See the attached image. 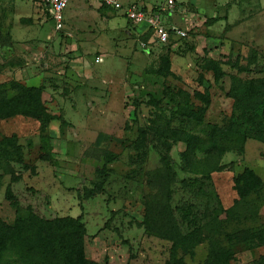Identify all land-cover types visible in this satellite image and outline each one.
Returning <instances> with one entry per match:
<instances>
[{
  "label": "rangeland",
  "instance_id": "rangeland-1",
  "mask_svg": "<svg viewBox=\"0 0 264 264\" xmlns=\"http://www.w3.org/2000/svg\"><path fill=\"white\" fill-rule=\"evenodd\" d=\"M177 1L182 5L191 0ZM242 1L190 3L191 17L181 27L187 35L163 44L151 31L138 40L133 32L135 22L127 25L130 19L122 9H111L96 0H70L61 31L43 5L0 0V85L20 81L19 76L16 79L6 72L16 60L26 74L42 73L43 98L63 127V136L57 138L50 135L49 126L44 133L39 121L31 117L0 120V217L12 222L30 208L45 218L81 215L87 228L84 244L88 258L107 264H166L171 242L148 234L142 224L143 198L151 192L147 172L162 168L161 152L152 134L140 148L135 142H141L140 127L151 126L161 116L173 120V126L206 137L202 125L193 121L184 126L182 116L172 117L175 103L170 102V95L165 96L167 86L172 92L177 88L190 92L207 89L211 103L206 123L221 125L233 119V99L227 92L230 75L238 69L232 65L245 66L250 60L249 69L237 74L264 76V39L251 40L254 34L250 29L232 30L228 23L247 14L264 16L256 0L249 8ZM125 2L142 6L144 1ZM212 16L219 20L206 21ZM166 56L171 74L164 76L157 70ZM209 58L220 60L227 72L219 82L212 71H204ZM152 98L161 101L152 104ZM239 126L245 134L254 132L245 120L239 121ZM246 146L244 153L234 147L221 159L217 155L204 158V152L198 150V161L188 167L182 156L186 142L173 144L170 156L176 178L171 185L172 206L183 233L194 225L203 226L205 233L210 231V226L204 225H211L222 208L233 210L229 219L223 213L218 216L224 221L220 236L223 231L264 225V186L234 207L239 198L234 178L245 166L256 169L264 180V142L250 137ZM110 152L117 156L100 172ZM44 155L48 159H43ZM100 183L101 192L86 194ZM184 211H189L187 218ZM237 215L240 218L236 219ZM209 249L210 243L205 241L186 260L202 264ZM261 254L264 246L237 249L232 264H248Z\"/></svg>",
  "mask_w": 264,
  "mask_h": 264
},
{
  "label": "trees",
  "instance_id": "trees-1",
  "mask_svg": "<svg viewBox=\"0 0 264 264\" xmlns=\"http://www.w3.org/2000/svg\"><path fill=\"white\" fill-rule=\"evenodd\" d=\"M217 20L219 18L213 16L206 21L214 23ZM172 40L173 37L165 44L171 43ZM163 61L164 64L158 68L157 73L164 76L171 74L169 57H164ZM252 63L247 60L245 66L235 63L232 66L238 69L237 73H242L247 71ZM203 68L204 71L213 72L215 82H219L227 75L220 60L209 58ZM237 73L230 75V88L227 92V95L233 99L231 115L233 119L221 125L204 121L205 113L211 103L207 89L202 91L195 89L190 92L177 88L172 92L168 86L165 88V96L170 95V102L175 103L171 112L172 117L182 116L180 122L182 125L185 124L184 126L193 121L202 125L206 137L193 135L182 126H173V120L170 118L166 120L164 116L154 119L151 126L139 129L141 142L136 140L135 147L144 146L145 144L141 143L152 134L150 137L157 140L156 144L161 152L162 168L147 172V184L151 186V192L146 193L143 198L145 217L142 224L148 234H154L171 242L166 264H189L186 257L192 256L197 246L205 241H209L210 249L202 264H232L236 259L237 249L252 250L264 246V225L256 228H236L232 232L223 231V235H219L221 230H224V221L219 220L218 216L223 213L225 219H229L233 208H222L211 225L207 222L204 226H210V231L205 233L203 226L194 225L192 230L183 233L172 206L171 185L176 178V171L170 151L174 143L186 142L187 148L182 156L188 163L187 166L192 167L194 160L198 161L196 156L198 150L204 152V158L206 155H217L221 159L224 153L234 147L244 153L247 139L250 137L264 142V76L244 78ZM44 91L43 84L28 86L17 80L0 85V120L17 115L31 117L39 121L45 133L49 123L57 116L48 109L43 98ZM151 101L152 104L153 102L158 104L161 100L152 98ZM241 120L254 127L252 134L241 132L239 126ZM145 129L146 132L141 134ZM116 156L117 154L110 152L100 172L106 170V165ZM42 158L48 159L46 155ZM234 182L239 193L234 207L247 201L248 197L257 194L264 186L262 177L249 166L244 167L243 171L234 178ZM102 185V183L95 184V188L86 190V194L93 196L101 192ZM189 211H184V218H187ZM238 218L239 215L236 216V219ZM213 228L216 230L213 231ZM86 233V224L81 215L45 218L30 208L26 214H17L12 222L0 217V264H107L86 256L84 244ZM248 264H264V254Z\"/></svg>",
  "mask_w": 264,
  "mask_h": 264
},
{
  "label": "crops",
  "instance_id": "crops-1",
  "mask_svg": "<svg viewBox=\"0 0 264 264\" xmlns=\"http://www.w3.org/2000/svg\"><path fill=\"white\" fill-rule=\"evenodd\" d=\"M93 1H95V0H93ZM143 1H144L143 5L140 6V7H143L146 10H151V9L155 8L158 5L160 0H143ZM229 1L230 0H227L226 5L229 4ZM252 1H255V0H243L242 2L245 3L243 6L246 5V7H248V8L249 7H253L254 3H252ZM97 2H99V1H97ZM194 2H196V0L195 1L191 0V1H188L187 3H185V4H182V5L179 4L178 5V1H177V6H176L175 10L173 11V13L172 14H163L161 16V18L163 17L162 21L167 26L175 25V26L182 27L183 25H187L188 24V20L187 19H189L191 17L190 16L191 12H188V10H189L188 8L191 5L190 3H192V5H194ZM91 3H92V0H91ZM99 3H101V2H99ZM124 3H125V5H127L129 3L138 4L137 2H128L127 3V2H125V0H124ZM33 4H36V3L33 2ZM255 4L257 5V7L259 6V9H261L262 12L264 11V0H256ZM36 5L38 6V4H36ZM107 7H109V6H107ZM109 8H111V7H109ZM111 9H113V8H111ZM187 12H188V14H187ZM105 13H109V12L106 11ZM117 13H119V12H117ZM123 15L127 17L126 14L123 13ZM254 19H256V20H254ZM129 22H131V20H128L127 25H130ZM228 23L232 24V27H233L232 30L238 28V29H240V32H244L245 30L248 31L250 29L251 30V34L252 35L254 34V36L250 38L251 40L255 39V41L257 42L259 40H263L264 39V37H263L264 36V16L262 14L261 15H257L255 18H252V17L249 16V14H247L246 16H243L240 19H236V18L233 19V20L229 19ZM253 23L256 24L255 27L252 26ZM134 26H135V31H133V32L136 33V35H138V40L141 38V35L144 36L149 31L153 32V30H150L148 25L146 23H144V22L137 23V24L134 23ZM136 26H138V27H136ZM247 27H249V28H247ZM59 31H61V30H59ZM133 32H130V33L132 34ZM51 37L52 36H49V38H51ZM45 64H47V63H45ZM9 65H10V63H9ZM11 68H12V70H11ZM6 72L10 73V74L11 73L14 74L16 79L20 78V81L22 83L28 85V86H39V85L44 84L43 80L45 78H44V75L42 73L41 74H36V76L26 74L25 72H23V69L18 64V60L15 61L14 67L7 66ZM16 76H19V78H17ZM53 113H55V111H53ZM57 121H59V123H57ZM49 132H50L51 136L57 137V138L58 137L61 138L63 136V127H62V124H61V120H59L57 118L52 120L50 122V125H49ZM246 150H247V146H246ZM254 170L260 175V173L256 169H254Z\"/></svg>",
  "mask_w": 264,
  "mask_h": 264
},
{
  "label": "built area",
  "instance_id": "built-area-1",
  "mask_svg": "<svg viewBox=\"0 0 264 264\" xmlns=\"http://www.w3.org/2000/svg\"><path fill=\"white\" fill-rule=\"evenodd\" d=\"M37 2L47 9V12L53 17L56 29L61 30L64 27V10L70 0H28ZM113 9H122L127 17L135 23H146L149 29L156 34L158 42L167 43L172 37H184L187 35L186 30L179 26H167L161 16L163 14H172L177 6V0H160L158 5L146 10L136 3L125 5L124 0H97Z\"/></svg>",
  "mask_w": 264,
  "mask_h": 264
}]
</instances>
